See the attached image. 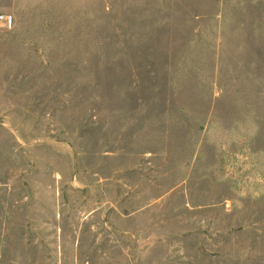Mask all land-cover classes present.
I'll return each mask as SVG.
<instances>
[{"label": "rangeland", "instance_id": "rangeland-1", "mask_svg": "<svg viewBox=\"0 0 264 264\" xmlns=\"http://www.w3.org/2000/svg\"><path fill=\"white\" fill-rule=\"evenodd\" d=\"M0 264H264V0H0Z\"/></svg>", "mask_w": 264, "mask_h": 264}]
</instances>
